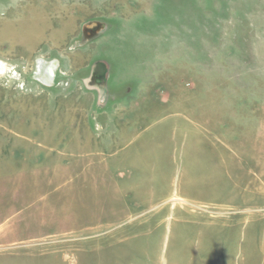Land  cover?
Here are the masks:
<instances>
[{
  "label": "rangeland",
  "instance_id": "rangeland-1",
  "mask_svg": "<svg viewBox=\"0 0 264 264\" xmlns=\"http://www.w3.org/2000/svg\"><path fill=\"white\" fill-rule=\"evenodd\" d=\"M0 62V264H264V0H0Z\"/></svg>",
  "mask_w": 264,
  "mask_h": 264
},
{
  "label": "bare ground",
  "instance_id": "bare-ground-1",
  "mask_svg": "<svg viewBox=\"0 0 264 264\" xmlns=\"http://www.w3.org/2000/svg\"><path fill=\"white\" fill-rule=\"evenodd\" d=\"M58 9V7L57 8H54V9H51V8H49V10H47V11H45L44 12V16L46 17V19H47V16H49V18L51 19V17H58L59 16V14H60V11L59 10H57ZM0 64L2 65L3 63H1L0 62ZM2 69V70H1ZM0 69V74L4 71V66H3V68H1ZM50 69L53 71V74L52 75H54V68L53 67H50ZM4 73V72H3ZM48 75L50 76V77H52V75L50 74V72H48ZM51 79V78H50Z\"/></svg>",
  "mask_w": 264,
  "mask_h": 264
},
{
  "label": "water",
  "instance_id": "water-1",
  "mask_svg": "<svg viewBox=\"0 0 264 264\" xmlns=\"http://www.w3.org/2000/svg\"><path fill=\"white\" fill-rule=\"evenodd\" d=\"M49 72H50L51 75L53 74V71L51 69L49 70Z\"/></svg>",
  "mask_w": 264,
  "mask_h": 264
}]
</instances>
